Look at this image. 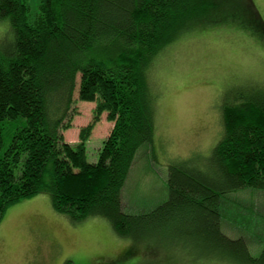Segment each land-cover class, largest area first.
<instances>
[{"label": "trees", "instance_id": "obj_1", "mask_svg": "<svg viewBox=\"0 0 264 264\" xmlns=\"http://www.w3.org/2000/svg\"><path fill=\"white\" fill-rule=\"evenodd\" d=\"M29 12L27 0H0V20L11 27L10 40L0 43V222L9 206L44 193L74 222L99 216L123 237L156 230V242L175 239L182 228L184 243L209 256L264 264V244L254 255L244 236L222 228L225 214L248 221L227 212L224 200L264 192V91L225 103L223 136L207 159L169 165L162 204L131 214L121 199L138 150L156 132L154 59L202 22H232L264 35L253 0H41L33 18ZM76 88L95 114L71 143L62 131L72 126ZM103 113L113 127L98 160L89 162L86 143ZM261 234L264 241V222Z\"/></svg>", "mask_w": 264, "mask_h": 264}, {"label": "rangeland", "instance_id": "obj_2", "mask_svg": "<svg viewBox=\"0 0 264 264\" xmlns=\"http://www.w3.org/2000/svg\"><path fill=\"white\" fill-rule=\"evenodd\" d=\"M27 2L33 18L41 0ZM253 2L264 20V0ZM259 31L253 35L236 23L202 22L154 59L149 83L155 96L156 132L153 142L138 150L122 189L125 212L149 213L167 200L169 165L192 157L207 159L223 136L225 103L264 91V35ZM10 38L9 22L0 20V43ZM73 98L68 114L72 126L62 132L66 141L76 143L81 127L93 120L95 104L79 100L77 88ZM106 115L94 123L86 143L89 162L98 160L112 130ZM10 136L5 130L6 143ZM253 191L224 200L227 212L245 215L248 221L225 214L222 228L231 237L244 236L258 255L264 244V192ZM184 233L181 228L175 239L159 237L158 242L156 230L138 239L123 237L103 217L72 221L56 212L50 196L41 193L7 208L0 222V264H229L184 243Z\"/></svg>", "mask_w": 264, "mask_h": 264}]
</instances>
